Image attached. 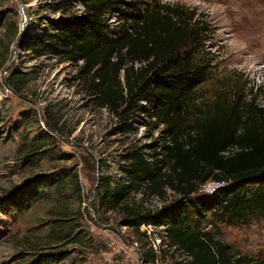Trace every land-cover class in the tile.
<instances>
[{
	"label": "rangeland",
	"instance_id": "rangeland-1",
	"mask_svg": "<svg viewBox=\"0 0 264 264\" xmlns=\"http://www.w3.org/2000/svg\"><path fill=\"white\" fill-rule=\"evenodd\" d=\"M57 1L0 0V264H187L186 254L160 240L165 226L143 224L147 235H140L123 225L120 208L100 205L98 179L126 180L124 155L154 141L162 126L154 129V118L141 110L122 120L101 105L93 93L98 82L81 76L78 65L30 49L32 37L53 32L63 17L54 10ZM66 1L73 11L84 10L79 0ZM136 2L141 12L154 2L184 5L205 23L200 43L212 67L190 98L191 121L196 109L233 87L245 99L256 95L264 107V0ZM122 10L107 14L113 29L123 23ZM14 72L25 74L19 92L9 83ZM203 186L197 195L206 193ZM127 199L155 211L185 201L171 188L163 197L132 192ZM188 222L264 260V211L230 225L191 208ZM141 242L144 251L154 249V258L143 260Z\"/></svg>",
	"mask_w": 264,
	"mask_h": 264
},
{
	"label": "trees",
	"instance_id": "trees-1",
	"mask_svg": "<svg viewBox=\"0 0 264 264\" xmlns=\"http://www.w3.org/2000/svg\"><path fill=\"white\" fill-rule=\"evenodd\" d=\"M79 2L82 12L73 11L71 1L55 2L63 17L53 32L32 37L30 49L78 65L81 76L98 82L93 93L101 105L122 120L141 110L154 118V129L162 126L154 141L124 155L126 180L98 179L100 205L120 208L123 225L140 235H147L140 231L143 224L165 226L160 240L186 254L187 264H264L188 222L191 208L230 225L264 211V107L257 96L245 99L233 87L196 109L191 121L190 98L212 67L211 54L200 43L207 28L196 10L154 2L141 12L136 0ZM121 7L123 23L113 29L107 14ZM24 77L14 72L9 83L19 92ZM211 180L225 184L197 195ZM167 188L182 196V206L155 211L127 199L132 192L163 197ZM140 246L143 260L156 256L152 248L144 251L143 242Z\"/></svg>",
	"mask_w": 264,
	"mask_h": 264
},
{
	"label": "built area",
	"instance_id": "built-area-1",
	"mask_svg": "<svg viewBox=\"0 0 264 264\" xmlns=\"http://www.w3.org/2000/svg\"><path fill=\"white\" fill-rule=\"evenodd\" d=\"M225 184L224 181H208L207 184H203V189L205 190L206 193L212 194L214 193L218 188L223 186Z\"/></svg>",
	"mask_w": 264,
	"mask_h": 264
},
{
	"label": "bare ground",
	"instance_id": "bare-ground-1",
	"mask_svg": "<svg viewBox=\"0 0 264 264\" xmlns=\"http://www.w3.org/2000/svg\"><path fill=\"white\" fill-rule=\"evenodd\" d=\"M262 43V42H261ZM259 70V69H258ZM262 74L261 75H264V67L260 68L259 70Z\"/></svg>",
	"mask_w": 264,
	"mask_h": 264
},
{
	"label": "water",
	"instance_id": "water-1",
	"mask_svg": "<svg viewBox=\"0 0 264 264\" xmlns=\"http://www.w3.org/2000/svg\"><path fill=\"white\" fill-rule=\"evenodd\" d=\"M56 134H57V135H60L59 133H56ZM96 187H97V186H96ZM95 190H96V188L94 189V191H95ZM94 197H95V196H93L92 199H93ZM92 199H91V200H92ZM91 200H90V201H91Z\"/></svg>",
	"mask_w": 264,
	"mask_h": 264
}]
</instances>
